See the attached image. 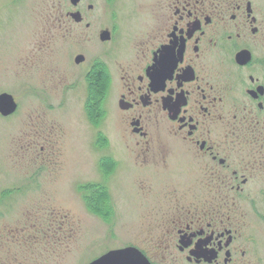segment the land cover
<instances>
[{"label": "flooded vegetation", "instance_id": "af4514ba", "mask_svg": "<svg viewBox=\"0 0 264 264\" xmlns=\"http://www.w3.org/2000/svg\"><path fill=\"white\" fill-rule=\"evenodd\" d=\"M151 5L136 30L99 31L117 139L163 200L130 246L150 264H264V0Z\"/></svg>", "mask_w": 264, "mask_h": 264}, {"label": "rangeland", "instance_id": "374dc122", "mask_svg": "<svg viewBox=\"0 0 264 264\" xmlns=\"http://www.w3.org/2000/svg\"><path fill=\"white\" fill-rule=\"evenodd\" d=\"M151 4L0 0V94L17 102L0 113V264H88L132 245L163 203L160 184L146 191L145 170L126 160L111 105L90 98L88 78L91 64L105 73L115 56L99 31L109 21L136 30L153 21ZM76 10L90 29L69 15ZM79 54L86 56L80 65ZM90 184L103 190L88 203Z\"/></svg>", "mask_w": 264, "mask_h": 264}, {"label": "water", "instance_id": "95a60500", "mask_svg": "<svg viewBox=\"0 0 264 264\" xmlns=\"http://www.w3.org/2000/svg\"><path fill=\"white\" fill-rule=\"evenodd\" d=\"M81 0H71V3L76 6ZM71 17L77 22L83 20L80 11H74L70 13ZM103 40L108 38V32L101 34ZM83 59V55L76 56V62H80ZM17 108V102L13 95L9 93L0 94V113L4 116L14 112ZM88 264H150L146 256L138 248L134 246H127L117 249H112L94 259Z\"/></svg>", "mask_w": 264, "mask_h": 264}, {"label": "trees", "instance_id": "16d2710c", "mask_svg": "<svg viewBox=\"0 0 264 264\" xmlns=\"http://www.w3.org/2000/svg\"><path fill=\"white\" fill-rule=\"evenodd\" d=\"M88 78L90 79V89L93 91L90 98L93 96H105V88L103 86L104 82V75L102 71H93L91 74H89ZM94 89V90H93ZM103 99V98H102ZM103 185V184H102ZM103 186L101 185H89L85 189V199L88 203L94 202L97 199V195L99 194L100 190L102 191ZM91 196V197H90ZM101 197L99 196V199Z\"/></svg>", "mask_w": 264, "mask_h": 264}]
</instances>
